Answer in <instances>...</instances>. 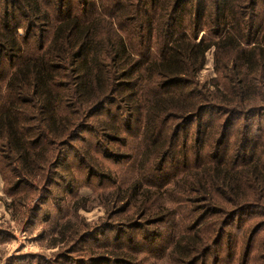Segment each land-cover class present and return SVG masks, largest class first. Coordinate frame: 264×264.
Masks as SVG:
<instances>
[{"label": "trees", "instance_id": "1", "mask_svg": "<svg viewBox=\"0 0 264 264\" xmlns=\"http://www.w3.org/2000/svg\"><path fill=\"white\" fill-rule=\"evenodd\" d=\"M12 1L20 10L4 9L0 48L17 65L0 90V144L21 167L29 171L33 146L49 152L61 139L73 140L90 117L120 98L142 129L141 171L170 167L166 183L174 182L195 209V198L208 206L224 198L235 213L264 208V131L254 140L247 126L239 140L226 142L233 119L257 113L264 102V25L255 27L256 0ZM17 13L27 31L32 23L48 26L49 40L30 42L17 32L21 23L9 30ZM211 52L224 84L216 81L208 95L185 91L196 85ZM213 112L226 116L223 124L204 118ZM195 122L189 148L180 134ZM207 235L205 227H189L170 256L197 264L211 250ZM249 253L246 245L242 264Z\"/></svg>", "mask_w": 264, "mask_h": 264}, {"label": "rangeland", "instance_id": "2", "mask_svg": "<svg viewBox=\"0 0 264 264\" xmlns=\"http://www.w3.org/2000/svg\"><path fill=\"white\" fill-rule=\"evenodd\" d=\"M15 5L12 0H0V24L4 9L19 13ZM18 13L9 30H16L21 23L17 32L22 37L30 35V42L39 37L49 40L48 26L32 23L33 29L27 31V21ZM254 14L259 16L255 27L264 25V0H256ZM14 20L17 22L11 24ZM10 56L0 48L1 93L17 65ZM195 79L196 85L185 91L194 88L208 95L215 92L216 81L224 84L214 73L212 52ZM62 81H66L64 77ZM221 92L224 96V87ZM112 101L90 117L86 131L73 140L61 143V139L49 152L44 145L33 146L31 152L36 155L30 157L29 171L0 144V264H179L170 256L171 247L191 226L205 227L206 241L212 240L209 254L197 264H242L246 245H250L247 264H260L264 257V208L235 213L224 198L213 206L195 198V209L178 193L174 182L166 183L170 167L166 171L157 166L141 167L148 170L141 171L143 144L138 117L127 112L120 98ZM260 106L253 115L233 119L226 142L239 140L247 126L250 138L258 139L264 131V102ZM211 117L219 124L226 119L214 112L204 118ZM127 126L131 128L125 129ZM196 126L197 122L192 123L180 134V142L184 140L189 148ZM146 182L152 183L150 188L146 189ZM137 183L139 189L131 191Z\"/></svg>", "mask_w": 264, "mask_h": 264}]
</instances>
